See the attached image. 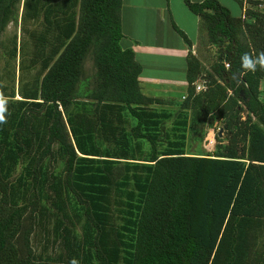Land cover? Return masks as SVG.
Wrapping results in <instances>:
<instances>
[{"label":"trees","instance_id":"obj_1","mask_svg":"<svg viewBox=\"0 0 264 264\" xmlns=\"http://www.w3.org/2000/svg\"><path fill=\"white\" fill-rule=\"evenodd\" d=\"M19 1L0 0V32ZM23 2V19L41 17L30 33L40 76L17 99L0 88V264H264V70L232 78L244 53L264 51V7L237 0L235 16L218 0H183L199 49L216 55L204 69L188 51L172 115L141 92V66L118 44L121 0ZM188 110L219 120L225 142L216 132L211 153L185 152ZM47 224L62 249L36 255L32 238Z\"/></svg>","mask_w":264,"mask_h":264},{"label":"crops","instance_id":"obj_2","mask_svg":"<svg viewBox=\"0 0 264 264\" xmlns=\"http://www.w3.org/2000/svg\"><path fill=\"white\" fill-rule=\"evenodd\" d=\"M242 1L244 3L245 0ZM241 11L239 8L235 16ZM198 22V17L183 0H121L122 37L118 44L121 48H130L140 64L137 79L143 94L165 101L173 98L170 94L173 89L180 88L179 97L185 94L188 51L203 65L199 56ZM171 23L186 35L189 47Z\"/></svg>","mask_w":264,"mask_h":264},{"label":"rangeland","instance_id":"obj_3","mask_svg":"<svg viewBox=\"0 0 264 264\" xmlns=\"http://www.w3.org/2000/svg\"><path fill=\"white\" fill-rule=\"evenodd\" d=\"M247 1L249 0H245L243 3L244 8L251 7L262 9L264 7V5L253 6ZM220 2L229 9L231 14L236 15L239 13L237 0H220ZM240 10H242L241 13H243V8ZM25 12L26 7L24 2L20 0L15 4L9 21L0 32V88L2 87V90L8 95L13 92V98L16 99L19 98L18 90L20 88H23L26 84L29 86L35 83L39 80L40 76V62L34 55L30 33L35 30H41V17L38 16L36 19H23L22 16ZM14 17L16 19H14ZM201 34L205 40L206 36L204 31H202ZM215 55V47L209 46L208 43H205L202 47L200 46L199 56L203 65L206 66V69H208L215 60ZM93 71L91 55H88L84 61V76L90 78ZM260 87L263 91L264 79L261 81ZM180 92V88L173 89L170 93L173 98L167 99L166 101L164 100L162 105L156 106L157 109L165 108L173 115L177 111L179 103L182 100V98L179 97ZM186 113L187 126L184 130V138L182 140L184 151L194 154L211 153L216 143L214 142L215 145L208 146L207 136L210 135V129L213 130L215 127H219L221 122L219 120H214L212 121V125H208L209 118L206 116L208 120H203L201 111L197 112V115H194L189 110ZM125 114L128 115L127 112H125ZM242 114H244V112ZM172 120L173 116L165 122L166 127L171 125ZM167 133L169 134L168 138L173 139L170 131H167ZM218 136L222 143L225 142V138L222 136L221 132L218 133ZM164 144L165 142H162L158 148L161 149L160 147H163ZM142 147L146 149L148 148V144L143 143ZM20 170L21 165L18 164L12 176H17ZM68 212L70 213V211ZM47 228L45 233L40 230L37 232L36 229L37 235L34 234L32 238V246L36 255L53 256L54 253L62 249L61 245L59 247L58 239L52 242L53 234L50 230V224H47ZM73 231L76 236L80 234V229L77 224L74 225ZM258 240H260V238ZM119 264H121V262H119Z\"/></svg>","mask_w":264,"mask_h":264},{"label":"clouds","instance_id":"obj_4","mask_svg":"<svg viewBox=\"0 0 264 264\" xmlns=\"http://www.w3.org/2000/svg\"><path fill=\"white\" fill-rule=\"evenodd\" d=\"M241 69L242 72L233 75V79L239 82V79L245 75L247 72H255L259 67L261 70H264V51L260 52L257 55H251L249 53H244L241 58ZM8 98L0 92V125L7 123V112H8ZM71 264H79V261L75 258L71 261Z\"/></svg>","mask_w":264,"mask_h":264},{"label":"built area","instance_id":"obj_5","mask_svg":"<svg viewBox=\"0 0 264 264\" xmlns=\"http://www.w3.org/2000/svg\"><path fill=\"white\" fill-rule=\"evenodd\" d=\"M227 66H228V64L224 62V67H227ZM203 87L204 86L202 85V83L195 84V90L196 91L202 90ZM181 98H183V96ZM216 132H220V128L219 127H215V129H213V130L210 129V135H209L210 137L207 136V145L208 146H212L214 144V142H215L214 135H215Z\"/></svg>","mask_w":264,"mask_h":264}]
</instances>
